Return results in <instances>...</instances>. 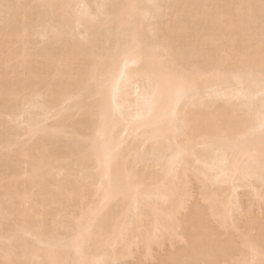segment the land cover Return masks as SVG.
<instances>
[{
  "label": "bare ground",
  "instance_id": "6f19581e",
  "mask_svg": "<svg viewBox=\"0 0 264 264\" xmlns=\"http://www.w3.org/2000/svg\"><path fill=\"white\" fill-rule=\"evenodd\" d=\"M7 2L61 7L28 9L41 23L27 29L15 16L7 23L0 20V264H121L129 258L131 264H233L241 259L261 264L259 137L248 141L256 146L255 160H245L230 147L221 152L211 143L212 122L246 103L236 96L240 84L211 71L229 59L218 53L259 48L258 22L250 29L239 10L228 6L259 0ZM154 3L175 7L163 16L148 7H127ZM162 44L175 61L207 70L178 106L190 125L187 135H176L171 126L174 93L165 88L153 96L150 79L163 74L155 51ZM134 48L140 49V62L129 61L125 69L123 56ZM94 67L106 78L109 101L119 109L109 130L124 144L113 173L118 168L133 180L128 184L125 179L94 230L77 244L88 220L77 221L88 207L99 205L108 180L94 160L85 164L76 139L93 134V114L70 118L59 109L75 95L87 100L94 94ZM25 97L35 102L16 103ZM261 103L257 97L252 118L243 126H252ZM138 115L143 118L135 119ZM21 116L40 129L23 140L22 150L13 146L26 136L15 123ZM181 151L183 165L178 175H170L171 157Z\"/></svg>",
  "mask_w": 264,
  "mask_h": 264
},
{
  "label": "snow or ice",
  "instance_id": "6c2138e0",
  "mask_svg": "<svg viewBox=\"0 0 264 264\" xmlns=\"http://www.w3.org/2000/svg\"><path fill=\"white\" fill-rule=\"evenodd\" d=\"M36 7L55 8L61 6L51 4L26 5L0 0V20L7 23L15 16L26 29L29 25H39L41 21L32 19L27 11L28 9ZM68 7L72 6L69 5ZM127 7L133 9L148 7L154 9L156 15L163 16L166 10L175 6L154 3L147 6L129 5ZM202 7L216 8L219 6L204 5ZM228 7L239 10L241 16L247 21L250 29L254 28L258 22L259 48L257 50L255 47H251L242 53L226 49L222 53H218L221 57H228L229 59L227 63L213 66L211 71L215 74H223L230 77L240 84L241 90L236 96L237 98L243 97L246 103L242 104L240 109L230 117L226 119H217L212 122L213 138L211 143L221 152H223L225 148L230 147L233 151L242 152L245 160H255L257 156L256 146L248 141L258 136L260 140L258 149L260 171L261 178L264 180V0H259L258 3H239L229 5ZM250 36L254 39L255 32H250ZM139 51V48H134L123 56L125 69H128L129 61L133 64L140 62V57L137 55ZM155 51L159 55L158 62L163 74L154 80L150 79V84L153 88V96L165 88L174 93L177 106L174 107L169 114L171 126L176 135H187L190 125L187 119L183 118L179 113L178 106L182 100H186L192 95V84L197 77H203L207 70L199 66H189L175 61V59L170 56L169 49L163 44L155 49ZM120 76L123 78V72H120ZM91 82L94 83L96 87L94 89V94L89 95L87 100L84 99L83 94L75 95L71 97L70 100H66L59 109L61 116L70 118H76L78 113L90 112L93 114V134L79 136L76 139L78 144L83 148L82 156L85 164L87 165L89 161L94 160L98 166L97 170H103L108 180L107 188L104 189V198L100 201L99 205L88 207L85 214L77 221V223L83 224L85 218L88 220V226L84 228L81 235L76 238L77 244L82 241L85 234H90L94 230L109 200L121 193L125 179L128 184H131L133 180L131 174H128L125 178L118 168L115 173H113L114 166L117 165L120 160L124 141L123 138L117 140L115 136L110 133V124L116 121V113L119 109L114 108L112 103H110L108 98L109 85L106 78L100 73L98 67H94L92 70ZM245 85H248L247 91H245ZM254 88L258 89L255 94H253ZM257 97L262 101L259 112L256 114L252 126L245 127L242 122L245 119L252 118L253 104ZM193 99H195V97H193ZM21 102L27 106L35 101L34 99L30 101L27 97L23 98V101L17 98L16 103L20 104ZM73 103L76 104V108L71 107ZM200 103L201 105L206 103L205 99L201 98ZM142 118L143 117L138 115L135 119ZM15 123L22 132L26 133L25 137L15 140L13 145L16 149L22 150L24 147L23 140L27 137L38 135L40 129L33 126L31 122L25 123L23 116L16 120ZM184 155V152L181 151L171 157L170 175H178L183 165ZM261 199L264 200V195L261 196ZM182 208L183 205H181L180 209H177V213H179ZM25 236L28 239L36 238L32 233H25ZM250 250L253 253L255 252L254 248ZM13 264H16V262H13ZM33 264H36V262H33ZM41 264H45V262H41ZM52 264H56V262H52ZM233 264H255V261L241 259L234 261ZM261 264H264V261H262Z\"/></svg>",
  "mask_w": 264,
  "mask_h": 264
},
{
  "label": "rangeland",
  "instance_id": "374dc122",
  "mask_svg": "<svg viewBox=\"0 0 264 264\" xmlns=\"http://www.w3.org/2000/svg\"><path fill=\"white\" fill-rule=\"evenodd\" d=\"M242 190V189H241ZM239 190L238 192L240 193V195L241 194H243V191L244 190ZM244 193H245V191H244ZM241 199H243V201L245 200V199H247V196L246 195H241ZM134 259H132V258H129V259H126V260H121L120 261V263L121 264H131V262L133 261Z\"/></svg>",
  "mask_w": 264,
  "mask_h": 264
}]
</instances>
